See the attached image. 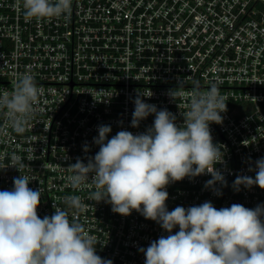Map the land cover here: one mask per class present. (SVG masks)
Returning <instances> with one entry per match:
<instances>
[{"label":"built area","instance_id":"2783aa9c","mask_svg":"<svg viewBox=\"0 0 264 264\" xmlns=\"http://www.w3.org/2000/svg\"><path fill=\"white\" fill-rule=\"evenodd\" d=\"M30 72L42 88L37 110L23 134L7 126L0 111V167L13 156L23 159L22 175L41 189L38 215L66 208L64 198L78 195L86 205L79 220L100 243L97 254L113 264H145L139 251L167 233L140 213L122 216L103 201L89 199V181L72 189L67 166L94 156L99 125L134 135L153 124L154 115L131 127L138 92L183 123L189 97L173 101L168 92L185 82L186 93L217 83L226 98L222 124H211L213 142L224 152L216 168L227 186L217 196L205 188L208 174L167 186L169 211L211 201L217 209L264 204V190L232 185L264 158V0H72L70 16L27 22L17 0H0V93L11 92L16 78ZM121 121L123 122L121 125ZM90 148L84 152V145ZM14 167L0 169V190H11ZM69 218H72L69 210ZM178 227L173 230L178 231Z\"/></svg>","mask_w":264,"mask_h":264},{"label":"clouds","instance_id":"9594fccd","mask_svg":"<svg viewBox=\"0 0 264 264\" xmlns=\"http://www.w3.org/2000/svg\"><path fill=\"white\" fill-rule=\"evenodd\" d=\"M27 22L70 16L72 0H17ZM42 88L30 72L20 74L11 92L0 93V111L7 126L23 134L30 116L37 110ZM175 101L189 97L183 123L167 108L146 103L137 93L133 103L131 127L154 115L153 124L144 132L118 131L110 139V125H99L93 143L99 146L87 163L80 157L67 166V181L80 189L89 181L94 187L89 199L111 205L122 216L140 213L155 221L167 233L140 248L145 264H264V204L247 208L234 203L217 209L211 201L190 207L177 206L169 211L167 186L208 174L205 188L219 196L216 184L226 187L224 175L216 168L224 163V152L213 142L210 125L222 124L221 113L227 112L226 98L217 83L201 90L198 84L186 93L182 80L168 92ZM121 121V125H122ZM90 151L87 143L84 152ZM249 172L255 177L237 175L233 189L258 186L264 190V158L254 167L249 158ZM14 167L20 173L13 178L11 190H0V264H113L97 254L99 239L80 222L86 205L78 195L64 198L66 208L53 203L51 216L40 218L41 189L29 187L33 179L22 175L23 159L13 156L0 167ZM69 210L72 218H69ZM178 227V231L173 230Z\"/></svg>","mask_w":264,"mask_h":264}]
</instances>
